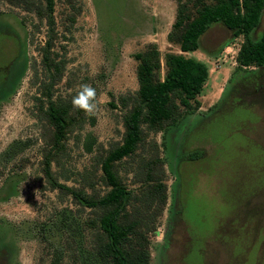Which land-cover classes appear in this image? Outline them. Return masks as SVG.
Listing matches in <instances>:
<instances>
[{
  "label": "rangeland",
  "instance_id": "obj_1",
  "mask_svg": "<svg viewBox=\"0 0 264 264\" xmlns=\"http://www.w3.org/2000/svg\"><path fill=\"white\" fill-rule=\"evenodd\" d=\"M32 2L0 0V264H100L88 225L96 213L52 190L42 172L49 139L35 117L33 75L45 79L38 49L47 26ZM176 10L177 0H55L53 50L65 60L55 97L71 100L89 84L98 105L51 163L59 184L109 191L100 161L122 141L138 89L134 56L154 44L164 76V56L181 53L167 39ZM263 29L264 10L254 36ZM242 42L212 25L185 54L208 68L199 108L167 131L143 126L136 152L115 165L131 193L127 224L142 223L149 264H264V67L236 72Z\"/></svg>",
  "mask_w": 264,
  "mask_h": 264
},
{
  "label": "trees",
  "instance_id": "obj_2",
  "mask_svg": "<svg viewBox=\"0 0 264 264\" xmlns=\"http://www.w3.org/2000/svg\"><path fill=\"white\" fill-rule=\"evenodd\" d=\"M54 5L55 0H37V4L32 2L28 6V10L34 11L40 20L44 19L47 26L46 40L38 49L39 67L45 79L38 77L37 70L33 75L34 84L39 86V95L34 97L37 104L35 117L47 127L49 139V152L44 156L42 172L52 190L67 193L82 208L96 213V220L92 219L88 225L93 229L91 246L100 264H149L148 241L141 231L142 223L127 224L131 193L117 176L115 165L136 152L143 140V126L153 133L167 131L199 108L196 98L208 79V68L185 54L199 49L201 37L212 25L223 26L232 33L233 39L243 38L235 57L236 72L247 73L251 67H264V29L260 36H254L264 10V0H177L175 21L167 39L177 45L181 53L164 56L163 77L160 53L154 44L134 56L138 61V89L132 98V107L123 118L125 131L121 143L108 150L100 161L102 180L109 188L102 196L61 185L50 170L69 136L84 123V113L75 110L71 100L55 97L54 87L61 80L65 60L53 50L57 38ZM199 156L195 152L191 159ZM159 198L164 203L165 197ZM143 226L147 228L146 234L155 232L154 228ZM94 238L97 247H94Z\"/></svg>",
  "mask_w": 264,
  "mask_h": 264
},
{
  "label": "clouds",
  "instance_id": "obj_3",
  "mask_svg": "<svg viewBox=\"0 0 264 264\" xmlns=\"http://www.w3.org/2000/svg\"><path fill=\"white\" fill-rule=\"evenodd\" d=\"M97 92L89 84H81L78 91L71 99V105L75 110L83 112L86 116H94L98 110L96 103Z\"/></svg>",
  "mask_w": 264,
  "mask_h": 264
}]
</instances>
